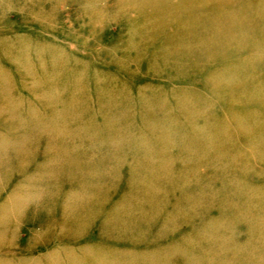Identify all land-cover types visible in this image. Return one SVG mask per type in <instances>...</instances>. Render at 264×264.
Segmentation results:
<instances>
[{
    "label": "rangeland",
    "instance_id": "1",
    "mask_svg": "<svg viewBox=\"0 0 264 264\" xmlns=\"http://www.w3.org/2000/svg\"><path fill=\"white\" fill-rule=\"evenodd\" d=\"M57 109L66 110L69 134L114 126L117 138L101 142L99 153L86 146L90 139L72 143L118 171L108 189L100 187L102 199L151 211L160 202L156 219L177 209L167 237L157 242L158 225L144 237L154 252L165 243L187 250L163 264H223L218 255L230 264H264V0H0V145L9 136H37L17 117L43 115L50 127ZM164 129L178 132L176 143ZM38 137L24 164L62 172L61 146L50 149ZM88 156H64L65 168L84 169ZM75 173L49 188L20 184L23 170L15 171L6 191L23 190L25 198L14 214L19 225L8 228L18 249L2 253L13 264H49L46 257L38 263L41 252L61 233L81 249L106 234L88 219L74 220L73 202H88ZM54 188L62 189V204L40 219ZM116 229L99 245L143 244L137 231Z\"/></svg>",
    "mask_w": 264,
    "mask_h": 264
},
{
    "label": "bare ground",
    "instance_id": "2",
    "mask_svg": "<svg viewBox=\"0 0 264 264\" xmlns=\"http://www.w3.org/2000/svg\"><path fill=\"white\" fill-rule=\"evenodd\" d=\"M209 77L212 78L213 74H209ZM82 86L84 85L83 84L78 85L77 88H80ZM57 111H59L58 113L60 114L54 115L52 118H50V121L53 124V126H50V127H45L46 119H45V116L43 115L28 114V115L21 116L20 118L16 116L18 120H22L24 122L28 121L32 123L31 129L33 130L31 131L33 132L36 129L35 134L37 136L33 138L24 137L22 139H20L19 136H15V137L9 136V137H5L6 139L0 145V204L2 203V205H0V236L2 235L3 237L0 240V263L2 262V264H13V260L10 259L8 255L4 256L2 253L6 251L5 249H7L6 252L12 255L14 253L13 250L18 249V246L16 247V244L12 242L11 240H9L8 238V236L12 235L13 233L12 228H10L9 230L8 228L11 226L19 225L18 219H14V214L16 212L18 215H20V212L17 210L18 202L20 201L21 203L22 200L25 198H24V195L21 194L23 190L13 192V193H8V190L6 191V189L9 186H11L9 183L12 181V178L14 179L13 175L15 174L16 170H23V173H24L23 177L19 180L20 184H25L26 186H32V187L38 184L40 186L45 185L49 188H50V185L52 184L55 185L59 183L63 176H66V175L68 176L69 174L72 176V173L76 171L75 173V176L77 175L76 178L84 182L85 186L83 185L82 194L88 197V200H87L88 202L86 201L87 202L86 204L77 203V206H76V203L73 202L72 207H77V211L73 213L74 220L88 219L92 221V224H91L92 226L94 225L93 224L94 222L98 226H100L102 230L104 229L106 231L105 232L106 234H103V236H101L99 240L93 239L89 245L87 244L88 246L85 245L84 248L82 249L78 248L79 243L77 241H74L71 237H69L66 234L61 233L58 237L59 240L55 239V237L48 238V240L51 242V245L48 246L49 248L47 247L46 249H43L41 253L44 255V257L40 259L38 263L44 262L45 257H46L49 264H161L162 258L170 256V254L187 253L186 249H178V248L175 249L173 248L174 246L170 245L169 243H165L164 245H161L160 247H158L160 250L154 248L156 251L154 252L151 249H147L149 245L147 243H144V237H147V233L151 235V232H152L151 228L154 225H158V229L155 231L157 232L155 236L158 237L157 242L159 241L161 242L165 237H167V235L169 234V232H171V230H174L177 227L178 223L172 224L173 222H170V219L173 216H175L177 212L176 208L175 210L171 211V212L175 211L173 214L163 213L159 217L161 219H156L157 215H160L159 213L157 214L158 212L157 208L158 206H161L160 202H157L154 206H152V211H151V210L146 209L145 205L140 206V205H134L133 203H128L127 205L126 203H121V202H117L118 204L116 203L114 204L110 202L109 200L102 199L99 196L100 194L103 193L102 191H100L101 190L100 187L103 190L108 189V188H104L103 186L104 183H108L107 181L109 180L107 178H112L116 180V178L120 177L117 170H108V169L106 170L105 169L106 164H100L92 160L93 159L92 152L95 154L96 152L99 153L100 147L102 148V145H100L101 142L106 141L107 139H111V137L117 138L115 132H113L114 126L112 128L110 127V124H109L106 127L101 128V129L92 126V129L89 132L86 131L85 133V132L79 131L76 134H73V133L69 134V131L71 130L70 129L71 124L66 117V114H65L66 110L62 111V110L57 109ZM73 114H74L75 120H78L79 122L82 121L81 118L83 117L80 118L79 117L80 115H77L74 112ZM109 116L110 115L107 114L105 115V118L109 120ZM213 124L215 123L213 122ZM39 125H41V127H39ZM38 127L39 129H37ZM224 128L226 129V127ZM101 130L102 131L104 130L103 131L104 137H102L100 140L97 138L96 140H94L95 136H98ZM164 130L167 134L165 135L167 140L168 141L172 140L173 142H175L176 139H173V138L178 136V132L175 131L172 133L168 129H164ZM94 131L95 133H93ZM90 132H92V134H89ZM111 133H114V135ZM120 134L124 137L127 136V139H128V136H130V134L127 131H123ZM40 135L46 137V143L47 145L50 146V149H52L51 146L53 147L61 146L62 149L60 148L57 152L61 154L60 155L61 157L59 158L60 162L58 163V168H62L63 169L62 172H60V169H52V168L44 169L45 168L44 166L43 168L33 169V171H30L28 169L29 167H27V164H24L26 161L24 159L26 158L29 159V157H31L32 155H35L36 151H35V148L33 147H35L38 144V142L41 140V138L38 137ZM68 135L69 137H67ZM74 138L80 139L81 144L84 142L85 139L86 140L90 139L91 142L88 143L86 146L92 152H88V153L82 152L81 153L79 151V147L72 146V143H74ZM65 140L69 142L68 148L65 147L66 146ZM121 140L123 139L121 138ZM73 153L78 154L79 157H83L85 154L90 155L85 160L87 162H84V169H76V170L67 169L68 168L67 165L69 164L63 161V157L69 154H73ZM121 153L123 154L125 152H121ZM7 156L9 158L8 160H5ZM115 157L116 156L114 155V158ZM152 167L154 168L155 165L149 166V168H152ZM111 185H114V184H111ZM91 191H93V193ZM48 192H50L51 194L49 197V202H48L47 207L46 208L42 207L40 211H38L37 216L40 219L43 217H47L48 214L54 215L56 213L54 208L57 207L59 204L60 205L62 204V202H60L58 195L56 194V193H62L61 188L60 189L54 188L52 190L50 189V191ZM105 192H108V191H105ZM3 193H6V194H3ZM123 194L124 193L121 192V189L119 188L117 191V195L122 196ZM142 194L144 195V198L146 197L149 198V195H147L148 192H145V193L142 192ZM18 198L19 200H17ZM195 199L197 200L196 197ZM64 205L70 206L67 203H64ZM133 206L136 207L134 209V212L136 214H134V212L133 214L130 213L132 212ZM70 209L68 208L67 210H69L70 212ZM181 219H185L186 220L185 222H187V220L192 219V217L181 218ZM141 222H143L144 224L138 225L139 223L141 224ZM143 225L145 226L144 228H142ZM116 228L118 229L121 228L119 230L121 231V235L137 231L135 238H137V236H139L140 239L142 238L143 244L140 243L139 247H134V248H129V249L126 247L125 248L119 247L114 250L105 249L101 245H99V243L103 245L105 241L104 237L106 236L109 239L113 235L112 233L117 230ZM75 229L82 231L83 234L86 233V235L88 233V230L87 232L85 231V229L82 230V227L79 225H77ZM141 230L145 232L142 233ZM154 233L152 235H154ZM33 234L37 235V232ZM55 234H59V231L56 232ZM136 242L137 241H135V243ZM78 249L83 250V251L77 252ZM169 249H171L172 251L171 250L168 251ZM180 251H183V252H180ZM119 252H121L119 254V257H116L118 255L117 253ZM12 258L14 257L12 256ZM216 260L219 262H222L223 264H230V262H227L225 260L224 255H218V257H216Z\"/></svg>",
    "mask_w": 264,
    "mask_h": 264
}]
</instances>
